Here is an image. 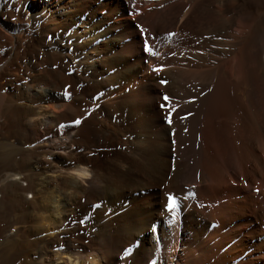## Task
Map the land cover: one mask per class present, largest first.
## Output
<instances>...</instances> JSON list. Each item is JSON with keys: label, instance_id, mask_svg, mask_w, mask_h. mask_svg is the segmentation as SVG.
<instances>
[{"label": "bare ground", "instance_id": "1", "mask_svg": "<svg viewBox=\"0 0 264 264\" xmlns=\"http://www.w3.org/2000/svg\"><path fill=\"white\" fill-rule=\"evenodd\" d=\"M129 2L0 0V264H264V0Z\"/></svg>", "mask_w": 264, "mask_h": 264}, {"label": "snow or ice", "instance_id": "2", "mask_svg": "<svg viewBox=\"0 0 264 264\" xmlns=\"http://www.w3.org/2000/svg\"><path fill=\"white\" fill-rule=\"evenodd\" d=\"M23 7L24 6L21 5V8H17L16 11L17 12L21 11ZM161 7H162V5H161ZM129 8L131 10L128 11L127 14H128V16L130 18H133V21H134L135 17H138L139 15H141V12H140L139 8L137 7V0H130ZM134 26H135L136 30L138 31V33H139V39H140V43H141V51L143 53H145L149 58H151V57H157L158 58V56L160 54L153 48L152 44L150 43V39H154V37H150L149 34H148V30L146 28H144L142 25L135 24ZM168 35L172 36V35H174V33L169 32ZM51 38H52L51 36L48 37V39H51ZM67 43L69 45H71L72 40L69 39L67 41ZM69 50H71V49H69ZM173 55H175V53H173ZM145 64H147L146 60H145ZM53 67H55V65H53ZM162 70H163L162 66L151 68V71L153 73H160ZM68 74L70 75L71 72H69ZM166 83H167L166 80H163V79L160 80V84H166ZM64 98L70 99V93L67 91V89L64 92ZM93 99H95V97ZM162 99H163V101L165 103L161 104L160 107L169 109L168 110V114L164 117V119H165V121L168 124H171V114H172V111H174V109H172L171 106L168 104V102L170 100V97L168 95H164L162 97ZM88 115H91V112H87L84 116L73 119L71 121V123L73 125H77L78 126V125H80L82 123V120L87 119ZM181 119H184V117H181ZM61 126H63V125H61ZM193 197H195V193L194 192H188L187 196L185 197V199L193 198ZM165 199H166V202L162 206L163 214L164 215L171 214L172 220L174 221L175 217H176L175 209L178 207L177 198L174 195H172V194H166ZM84 222H85L84 219H81L79 221V223H81V224H83ZM151 231H153V232L157 231V226L155 224L151 225Z\"/></svg>", "mask_w": 264, "mask_h": 264}, {"label": "rangeland", "instance_id": "3", "mask_svg": "<svg viewBox=\"0 0 264 264\" xmlns=\"http://www.w3.org/2000/svg\"><path fill=\"white\" fill-rule=\"evenodd\" d=\"M22 184H24V182H23ZM231 184L233 185L234 182H231ZM244 184H245V183H244ZM30 196H31V194H28V195H26V198H27V199H30V198H31Z\"/></svg>", "mask_w": 264, "mask_h": 264}]
</instances>
